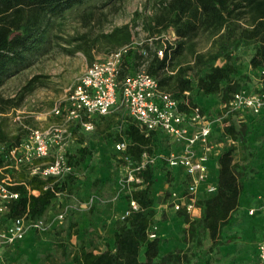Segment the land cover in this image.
I'll return each instance as SVG.
<instances>
[{"label":"trees","instance_id":"1","mask_svg":"<svg viewBox=\"0 0 264 264\" xmlns=\"http://www.w3.org/2000/svg\"><path fill=\"white\" fill-rule=\"evenodd\" d=\"M89 1L0 0V88L7 79L27 68L31 57L41 52L55 20ZM159 7L160 12L151 19L153 25H150V29L157 32L158 27L171 29L176 39L173 42H155L154 47L159 46L158 49L164 51L162 58L157 55V50L152 52L148 46L146 56L142 54L141 47H130L122 62L121 78L143 68L158 80L162 90L181 101V110H187L183 102L184 92H190L192 105H197L192 94L195 90L206 96L222 92V101L226 103L246 87V84L234 79V55L239 50L253 47L250 66L255 70L264 69V0H160ZM88 18H92V13ZM130 31L129 25L117 27L108 37L121 45L130 40ZM201 36L208 43L204 51L196 48ZM184 53L192 58L191 62L181 64ZM220 59H224L225 63L216 65ZM41 78L40 75L33 76L14 97L0 95V115L20 109L29 94L38 86H44ZM110 125L108 130L111 129ZM118 125L120 128L116 131L114 143L127 141L126 155L132 161H140L143 154L160 155L163 144H169L162 133L152 131L147 134L131 117L120 115ZM71 129L76 134L79 127L73 126ZM235 131L234 125L230 124L225 128V135L234 138ZM241 132L245 139L247 129L242 128ZM29 133L28 129H19L18 134L11 135L0 127V143L4 144L0 152V168L11 165L8 155ZM233 153L234 148L231 147L219 157L216 194L197 203L202 211V227L209 232L212 241L211 250L221 244L222 230L229 225L244 192V183L236 172ZM90 155L88 147L71 146L67 161L74 170L85 164ZM22 168L25 170L5 169L13 178L10 190L19 194L9 204L5 222L24 216L30 219L44 218L57 194H69L75 187L74 171L65 179L56 181L54 178L31 176L27 168ZM140 176L144 180V187L133 191L130 199L136 201L138 209H132L118 224L114 233V250L95 254L81 248L74 253L73 264H188L186 255L180 251L159 258L161 241L157 237H149V229L156 218L152 197L156 165L148 166ZM191 229L195 228L191 226ZM199 264H211V260L208 258Z\"/></svg>","mask_w":264,"mask_h":264},{"label":"rangeland","instance_id":"2","mask_svg":"<svg viewBox=\"0 0 264 264\" xmlns=\"http://www.w3.org/2000/svg\"><path fill=\"white\" fill-rule=\"evenodd\" d=\"M159 5L160 0H91L68 12L63 18L55 20L41 52L31 57L27 68L5 81L0 88V95L5 98L14 97L36 75L42 77L40 81L44 86H38L29 94L20 109L0 115V127L11 135L18 134L19 129L30 131L44 128V124L51 119L49 117L54 116V107L64 105L68 90L94 62L105 59L113 51L125 46H139L142 51L148 46L154 52L159 47H154L156 41L173 42L176 37L171 29L163 30L158 27L159 32L150 29V25H153L152 17L160 12ZM90 13L91 19L88 18ZM125 25L130 27V40L118 45L108 35L115 28ZM207 47V39L201 36L196 48L204 51ZM253 54L254 49L250 47L241 49L234 55V79L247 86L255 85V78L258 77V71L250 66ZM190 60L192 58L188 53H184L181 64L189 63ZM224 63L225 60L220 59L216 65L221 66ZM192 94L199 106L212 111V114H206L207 117L218 122L222 115V92L206 96L195 90ZM119 113L124 118H130L124 111ZM119 113L115 114L114 119L97 121L96 130L92 133L83 132L81 129L77 131L76 139L69 148L88 147L91 155L85 164L73 170L76 176L74 189L69 194L59 193L48 213L41 218L46 221L47 229L36 232L20 243L0 245V264H73L72 257L81 248L95 254L114 250V233L132 208L130 199L133 191L138 190L125 184L128 168L122 156L114 149L113 139L120 128ZM109 124L111 129L108 130ZM221 126L223 133L215 135L214 143L222 149L234 148L233 160L236 172L241 178L247 182L256 178L259 172L264 171V127L247 131L243 139L241 128H237L233 138L225 135L226 125L221 123ZM3 148L4 144L0 143V152ZM174 150L176 148L173 144L165 142L160 155L166 156ZM46 162L49 159L44 161ZM169 176L164 171L157 170L156 181L152 186L156 218L149 233H154L157 238L165 209L172 206ZM1 177L13 179L5 169H2ZM203 184L198 186L197 195L201 193ZM117 201L124 203V210L112 213L108 217L109 221H104L103 217H99L100 221H97L101 209L108 203ZM198 209L200 207L197 205ZM62 211L66 212V219L61 223L58 216ZM196 211L183 219L184 223L176 230L174 237H165L168 254L181 250L186 255L188 264L202 263L208 255H211V264H237L240 261L237 253L222 250L221 246L211 250L209 241L206 243L201 220L191 221ZM81 212L86 213V220L92 222L87 228L84 226L87 225L84 219L76 220V215ZM92 214L94 221L91 220ZM105 222L107 224H103ZM191 225L197 228L198 234L194 235L189 231ZM179 246L183 248L178 249ZM162 255L160 253L159 258ZM242 259L244 262L249 261L245 255ZM250 259L254 264H264L257 260L256 255L255 260L251 257Z\"/></svg>","mask_w":264,"mask_h":264},{"label":"built area","instance_id":"3","mask_svg":"<svg viewBox=\"0 0 264 264\" xmlns=\"http://www.w3.org/2000/svg\"><path fill=\"white\" fill-rule=\"evenodd\" d=\"M129 48L117 49L105 59L87 67L68 90L64 105L59 104L52 111L54 116L62 119V123L53 124L47 129H31L28 137L11 150L8 155L11 165L0 168V245H13L23 241L29 232L44 231L48 227L45 220L26 216L5 222L8 206L19 194L10 190V179L1 177L2 169L10 167L19 170L25 167L31 176L54 178L56 181L65 179L73 172L67 161L69 146L76 139L71 125L78 126L86 133L93 132L95 117H106L118 109L126 111L147 134L152 131L162 133L176 148L166 156L143 154L140 161H132L126 155L127 141L116 142L115 152L122 156L128 168L125 184L136 189L144 187L140 174L159 161L170 169L182 168L188 177V186L183 193L171 192L172 207L187 215L197 210V189L207 179V162L217 150L210 139L214 121L207 117L200 106L190 104L191 94L188 91L184 92L183 101L187 110H181V101L162 90L158 80L143 68L121 78L122 62ZM142 54L146 56L147 52L143 51ZM157 55L162 58L164 51L158 49ZM257 71L255 85H246L223 103L218 123H224L227 127L232 118L243 121L248 115L264 120V69ZM50 157L52 160L44 163ZM215 190L214 187L209 188L210 193ZM131 205V210L138 209L136 201L132 200ZM58 219L64 222L66 212L62 211ZM149 237L153 239L156 235L149 233ZM258 255L260 262L264 263V236L258 245Z\"/></svg>","mask_w":264,"mask_h":264},{"label":"crops","instance_id":"4","mask_svg":"<svg viewBox=\"0 0 264 264\" xmlns=\"http://www.w3.org/2000/svg\"><path fill=\"white\" fill-rule=\"evenodd\" d=\"M202 109L206 111L207 115L212 114V111L210 110L207 111L206 108L204 107H202ZM120 111H124V110L118 109L114 113L106 117H95L94 119L95 129L94 130H96L97 121L107 119V118L114 119L113 117H116L115 114L116 113L118 114ZM49 118L51 119H49L44 124V128H41V129H47L53 124L62 123V119L59 117L52 116ZM213 121L214 123L212 126V134H211L210 139H211V142L215 144L214 137L217 134H222L223 128L220 123L216 122L214 119ZM230 124H233L236 130L237 128L239 129L246 128L247 131H253L254 129L257 130L259 128H263L264 120L248 115L244 118L243 121L239 120L237 117H234L231 119ZM73 126H76V125L74 124L71 125V127ZM215 146L217 150L210 156L207 162L208 177L204 182H202L204 184H203V188L201 189V193L197 195L198 201L211 198L217 192V178H218V173H219L218 172V161H219V157L221 153L224 152L226 149H222V147H219L216 144ZM159 162L156 164V171L160 169L164 171V174L170 175L169 178L171 180V185H172L170 192L176 191L178 193H183L184 191H186L187 186H188V177L186 176L184 170L182 168L170 169L163 162L162 163H159ZM241 181H243L244 183V192L242 193L240 197L239 207L237 208L235 212L232 213L229 225L223 228L222 242L219 246H221L222 250H229L230 252L237 253V255L240 256L239 257L240 261H238L237 264H254L252 261H250L251 260L250 257L255 260V255H256L257 260L260 262L259 255H258V245L264 236V171L259 172L256 178L251 179L249 182H247L244 178H241ZM212 187H214L216 190L210 193L209 188H212ZM109 192L111 193V191ZM124 207L125 205L122 201L108 203L105 207L101 209V213L98 214L97 221H100L99 217L105 218L104 221H109L108 217H110L112 213L115 214V212H121L122 210H124ZM84 214L86 213L81 212L78 215H76V220L78 221L79 219L81 220L84 219L85 222L87 223V225H84V226H86L87 228L92 222L87 221L86 219L88 218ZM93 214L91 215L92 221H94ZM201 215H202V211L201 209H198L196 213L194 214V217L191 221L195 222L199 220L201 218ZM186 216L188 215H186L184 212L181 213V212L175 211L172 206H170L168 209H165V214L163 215V220L161 221L160 233H158V238L161 241L160 253L163 254L162 256L168 254V252L166 251L167 247L165 246L166 245L165 237H167L168 235H171L172 237H174L176 235V230L182 226V224L184 223L183 219H185ZM103 224H107V223L105 222ZM194 228L195 229H190L189 231L192 234L196 235L198 234V231L196 227ZM109 230H110V226H109ZM36 232L37 231L29 232L27 236L25 237V239L31 235L36 234ZM203 234H205V239H207L206 243H208L209 241V244L212 245L209 232L204 230ZM181 248L183 247H180V246L178 247V249H181ZM244 255L246 256V259L249 258V261L244 262V260L242 259V256ZM210 256L211 255H208L207 259L210 258Z\"/></svg>","mask_w":264,"mask_h":264}]
</instances>
